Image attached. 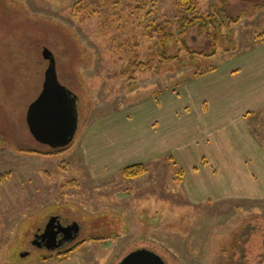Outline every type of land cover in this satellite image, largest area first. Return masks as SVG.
<instances>
[{
  "label": "rangeland",
  "instance_id": "obj_1",
  "mask_svg": "<svg viewBox=\"0 0 264 264\" xmlns=\"http://www.w3.org/2000/svg\"><path fill=\"white\" fill-rule=\"evenodd\" d=\"M197 1L201 17L215 16L210 29L169 42L164 55L148 33L168 21L179 38L176 0H0V264H46L56 254L35 238L53 217L80 227L67 252L79 264H120L140 250L166 264H264V201L193 202L180 174L189 170L186 151L144 163V177L123 176L125 160L138 156L125 157L126 138L173 104L182 114L174 124L183 125L180 108L208 98L198 77L238 70L223 78L224 90L251 81L240 66L264 34L262 1ZM44 50L76 97V130L57 147L70 148L50 157L23 152L53 151L27 120L43 90ZM136 57L152 61L150 70L123 76ZM261 115L251 133L264 149Z\"/></svg>",
  "mask_w": 264,
  "mask_h": 264
},
{
  "label": "crops",
  "instance_id": "obj_2",
  "mask_svg": "<svg viewBox=\"0 0 264 264\" xmlns=\"http://www.w3.org/2000/svg\"><path fill=\"white\" fill-rule=\"evenodd\" d=\"M261 1L258 17L264 15V0ZM256 44L257 47L241 59L243 76L248 74L250 82L239 80L224 90L223 78L233 76L236 79L239 74L235 69L224 72L216 69L210 75L198 77L197 87L211 89L208 98L180 108L186 120L183 118V125L179 123L174 127L182 114L173 104L163 115L146 123L142 134L126 138L129 141L124 142L123 147L130 153L125 157L138 155L125 160L127 164H146L158 156L184 150L187 158L181 159L189 165V170L181 172L186 177L193 202L211 198L264 201V185L260 188L253 185L264 176V149L251 133L264 110V43ZM234 94L235 99L231 101L229 95ZM161 105L157 102L153 110L160 111ZM119 156L123 159V153ZM45 262L79 264L69 257Z\"/></svg>",
  "mask_w": 264,
  "mask_h": 264
},
{
  "label": "water",
  "instance_id": "obj_3",
  "mask_svg": "<svg viewBox=\"0 0 264 264\" xmlns=\"http://www.w3.org/2000/svg\"><path fill=\"white\" fill-rule=\"evenodd\" d=\"M43 55L49 61L43 90L38 99L31 105L27 120L31 132L39 141L52 147H59L68 143L76 130V97L58 82L55 58L52 53L44 50ZM55 227L58 229L62 227L58 217L49 221L47 232L55 229ZM79 230L80 227L76 224L64 228V231H68V239ZM37 242L38 238L36 237L35 243L37 244ZM120 264L166 263L156 253L140 250L128 255Z\"/></svg>",
  "mask_w": 264,
  "mask_h": 264
},
{
  "label": "trees",
  "instance_id": "obj_4",
  "mask_svg": "<svg viewBox=\"0 0 264 264\" xmlns=\"http://www.w3.org/2000/svg\"><path fill=\"white\" fill-rule=\"evenodd\" d=\"M176 6H177V16H176V22L177 25L180 28V34L179 38L176 39V36L169 33V30L171 29V22H163L159 24H155L150 30L148 35L153 36V34H156L158 36V42H157V48L159 51H163L167 46V44L173 40H181L185 39L188 34L195 33L198 34L200 32V28L205 27L206 29H210L211 23L215 20L214 15H209L207 18H203L199 15V4L197 0H176ZM239 20H235L234 23H238ZM206 35H209V32L206 33ZM257 42L259 44L264 43V34H261L257 37ZM161 54V53H160ZM198 55L206 57L207 54L198 52ZM211 56V55H209ZM162 58V57H161ZM167 61L166 57L161 61V63L156 68L157 70L162 67L163 64H165ZM151 62L148 63H142L139 62L137 57L130 62L128 67L123 70L122 75L128 76L131 73H137V72H145L150 70L151 68ZM70 147H66L63 149H59L57 147H52L51 149L53 151L51 152H45L40 153L39 151L34 150H24L23 152H27L28 154H36V155H42L44 157H50V156H59L65 154ZM147 167L143 163L135 164L126 167L123 170V176L129 179L134 178H140L144 177L147 174ZM180 174L182 176V172L180 171ZM99 239H93V241H98ZM70 253H66L65 255H55L49 258H45V261H49L55 257L60 258L61 260H65L69 257Z\"/></svg>",
  "mask_w": 264,
  "mask_h": 264
},
{
  "label": "flooded vegetation",
  "instance_id": "obj_5",
  "mask_svg": "<svg viewBox=\"0 0 264 264\" xmlns=\"http://www.w3.org/2000/svg\"><path fill=\"white\" fill-rule=\"evenodd\" d=\"M53 218H55V217H53ZM49 221H48V223H49ZM59 221H60V224L62 225V227L60 229H58L57 228L58 226H57V227H55V229L49 230L47 232V225H48V223H47L46 226L44 227V229L41 232L36 234V237L38 238L37 245L44 246V247L50 249V252L55 253L56 255H59V254L61 255V254H64V253L71 251L72 248L70 247L71 246L70 244L72 243V239L74 238V234H73V236H71L68 239L67 238L68 231L67 232L64 231V228L70 227L72 225H70V226L64 225L60 218H59ZM46 232H47V234H46ZM52 245H54V246H52Z\"/></svg>",
  "mask_w": 264,
  "mask_h": 264
},
{
  "label": "bare ground",
  "instance_id": "obj_6",
  "mask_svg": "<svg viewBox=\"0 0 264 264\" xmlns=\"http://www.w3.org/2000/svg\"><path fill=\"white\" fill-rule=\"evenodd\" d=\"M196 33V32H195Z\"/></svg>",
  "mask_w": 264,
  "mask_h": 264
}]
</instances>
